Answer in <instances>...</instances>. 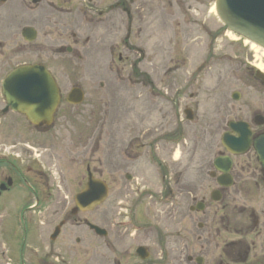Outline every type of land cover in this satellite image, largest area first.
<instances>
[{"label": "flooded vegetation", "instance_id": "obj_1", "mask_svg": "<svg viewBox=\"0 0 264 264\" xmlns=\"http://www.w3.org/2000/svg\"><path fill=\"white\" fill-rule=\"evenodd\" d=\"M6 1L0 0V5ZM86 1L85 15L89 14V27L95 31L104 19L98 18L96 1ZM24 2L32 4L36 15L27 26L15 31L5 28L0 12V264H68L67 259H92L93 264H264V163L254 148L256 142L261 150L264 147V76L255 77L259 68L248 60L254 68L244 65V72L257 88L256 111L240 118L222 116L206 124L209 131L221 130L222 136L230 122L246 123L248 148L241 154L225 148L218 150L211 159L196 162L195 169L191 166L195 172L184 182L183 172L189 165L183 169L169 162L168 172V155L162 160L156 157L160 148L154 158L150 155L154 142L142 151L145 143H139L140 137L116 144L115 135L121 136L120 131L112 134V140H103L110 131L104 129L105 125H100L99 132L98 120L91 129L85 127L88 122L84 114L94 113L95 107L88 103L86 109L79 108L86 101L84 93L79 104L70 102L77 101V96L68 99L77 85L63 86L54 77L57 107L51 118L46 113L39 114L35 122L20 107L38 106L44 110V101L21 98L20 88L14 106L7 101L2 93L7 73L17 66L40 62H23L6 71L3 67L13 55L35 54L33 41L39 27H57L72 4V0ZM211 3L214 0H128V6L121 8L127 21L121 43L128 62V88L143 98L149 99V95L170 103L160 109L163 121L174 112L182 115L180 121L190 123L194 118L190 101L202 91L208 96L213 94L214 84L203 82L202 77L210 75L212 79L215 67L235 62L224 52L230 31L214 12L210 17L217 26L209 25L206 12ZM116 5L121 6L119 2ZM167 26L172 32L168 42L156 40L148 48L134 43L149 41L153 31ZM61 28L65 29V25ZM190 30L202 33L208 41L194 65L190 60L200 52L190 57L184 52L188 42L197 39L189 36ZM32 34L33 40H29ZM181 34H185L184 44ZM44 40L47 41L46 33ZM57 47L58 52L72 50L70 46ZM222 78L218 73L217 81L222 82ZM157 81L163 86L158 87ZM140 84L147 88L139 92ZM100 86L104 87L103 81ZM231 98L237 102L240 93H232ZM156 131L158 142L168 146L169 158H173L181 132L165 134L164 125ZM225 157L230 159V165L228 172L221 173L214 160ZM150 165L162 168L156 179L167 194L163 196L160 191L159 198L156 190L149 189L146 171ZM89 174L105 184L106 195L85 211L76 206L75 197ZM189 198L191 203L183 211L182 201ZM89 212L94 213V221L78 217ZM197 214L203 220H198ZM84 234L91 241H85Z\"/></svg>", "mask_w": 264, "mask_h": 264}, {"label": "rangeland", "instance_id": "obj_2", "mask_svg": "<svg viewBox=\"0 0 264 264\" xmlns=\"http://www.w3.org/2000/svg\"><path fill=\"white\" fill-rule=\"evenodd\" d=\"M22 1L24 2L25 0H8L4 5H0V12L4 16L5 28L15 31V29L17 30L24 25L31 24L33 17H36L35 11L32 10V4L23 3ZM94 1H96V8H98V18L104 19V23L98 26L95 31L89 27V14L85 15V10L88 6L87 1L72 0V4L68 6L71 9L67 14L65 13L57 27H39V35L33 41V45L36 46L35 54L13 55L12 59H9L10 61L3 68L6 71L10 67L23 62L43 63L52 75L58 78L61 85H77L83 90L86 95V101L79 106L80 109H86L88 103L95 107L94 113L84 114L85 120L88 122L84 124L85 127L91 129L98 120L99 132L100 125H105L104 129L110 131L107 132L108 136H103V140H112V134L115 135L117 130L120 131L119 134L121 136L115 135L116 144H121L120 140L126 142L130 138L140 137L139 143H145L142 151L147 149L148 143L154 142L153 148H149L150 155L154 158L159 148L160 152L155 155L156 157L162 160L163 158L166 159L168 155L165 162L168 172L171 169L169 162L177 163L183 169L186 165H189L183 172V181L185 182L186 176L189 179L194 174L196 162L201 164L204 159H211L215 156L218 150H223L220 145L221 130L209 131L206 124L211 120L215 123L222 116L225 119H232L243 117V115H251L258 108L257 88L254 81L249 79L244 72V65L246 63L247 66H251L248 64V60L254 67H258L264 72L263 52L255 51L249 44H244L234 34L229 33L230 42L225 47L224 52L233 57L235 62H227L225 66L215 67L212 79L210 75L202 77L203 82L210 81L208 82L209 85L214 84L213 94L208 96L205 91H202V93H199L198 98L190 101V107L194 113V118L190 123L185 119L183 122L180 121L182 115L176 116L174 112H171V117L168 115L166 120L163 121L160 109L162 106L169 107L170 103L165 104L162 100L154 99L149 95H147L149 99L143 98V95L138 96L135 91L133 92L132 89L128 88L126 80L128 62L124 58V49L121 43L126 36L127 24L125 14L122 13L121 8L128 6V0ZM117 2L121 6H117ZM212 4L207 6L206 12L211 27L217 26L210 17L214 12ZM36 7L38 6L36 5ZM99 13L102 14L99 15ZM94 16L97 17L95 14ZM62 25H65V29L61 28ZM174 28L172 27V29ZM189 28L194 30L192 25H189ZM163 31L164 33H162ZM44 33L47 34V41L44 40ZM72 34H75V37H72ZM171 34V27L167 26L166 28L153 31V36H151L152 38L149 41L145 39L141 41L135 40L134 43L140 47L148 48L152 47L156 40H166L168 42ZM190 35L197 39L192 43L188 42L187 49L184 52H188L189 57L194 52H200L197 58L190 60L194 65L201 59L204 43L208 41L197 30L191 31ZM184 37L185 34L179 36L183 44L185 43ZM59 45L70 46L72 50L69 52L65 50L58 52L56 48ZM119 54L122 55L121 60L118 59ZM178 58L181 57L178 55ZM219 70L221 72H218ZM218 73L223 76L222 82L217 81ZM225 74H229V76L226 77L224 76ZM101 81L104 82V87L100 86ZM64 82L69 83L66 85ZM156 84L158 87L163 86L158 81ZM144 88H147L146 85L140 84L138 91L140 92ZM234 91L240 93V99L237 102L231 98ZM209 92H212V90ZM184 103H186L185 100L182 101V105ZM219 108L220 110H218ZM163 125L166 129L165 134L174 133V131L181 132V137L177 143L178 146L175 147L172 154L173 158H169L168 146L165 147L158 142L159 131L156 130H159ZM173 135L176 134L174 133ZM104 164L108 165L105 162ZM191 166H194V169ZM161 171V167L154 169L152 165L146 171V176L149 178V189L151 191L156 190L159 193H156L158 198L160 197V191H163V196L167 194L163 187L162 189L160 188V184H158L156 179V174ZM182 203L184 211L185 205L191 203L190 198L188 201L184 199ZM150 210L153 213V206L150 207ZM78 217L94 221V213L91 212L78 214ZM184 218L187 219L186 216ZM196 218L203 220L200 214H197ZM88 240L91 241L87 235L85 241ZM67 263L93 264V261L92 259H67Z\"/></svg>", "mask_w": 264, "mask_h": 264}, {"label": "water", "instance_id": "obj_3", "mask_svg": "<svg viewBox=\"0 0 264 264\" xmlns=\"http://www.w3.org/2000/svg\"><path fill=\"white\" fill-rule=\"evenodd\" d=\"M215 9L220 20L228 29L264 48V0H216ZM31 39H33V34L29 40ZM259 76L262 74L257 71L256 77ZM2 88L3 95L11 105H14L16 92L19 88L22 92L21 98H29L36 103L45 102L44 110H40L38 106L36 108L34 106L30 108L20 107V110L25 112L33 122L39 114L46 113L51 118L58 102L56 85L51 74L42 65H22L13 69L3 80ZM69 96L70 98L77 96L78 101H73L74 103H78L82 98L81 91L77 88L73 89ZM229 127L235 136H231L230 132H225L222 135V145L233 153L243 152L248 146L249 131L247 125L243 122H231ZM254 147L264 163V157L261 156L264 147L262 146L261 150L258 142L254 144ZM219 163L225 164L226 167H219ZM229 164L228 159H224V161L220 158L215 160V166L221 171L228 170ZM102 190L105 191L102 182L89 176L84 188L76 196L77 206L85 210L91 209L96 200H99Z\"/></svg>", "mask_w": 264, "mask_h": 264}, {"label": "bare ground", "instance_id": "obj_4", "mask_svg": "<svg viewBox=\"0 0 264 264\" xmlns=\"http://www.w3.org/2000/svg\"><path fill=\"white\" fill-rule=\"evenodd\" d=\"M246 44H249L247 41H245ZM251 48L254 49L255 51H262L264 54V50H261L260 48H258L256 45L254 44H250Z\"/></svg>", "mask_w": 264, "mask_h": 264}]
</instances>
